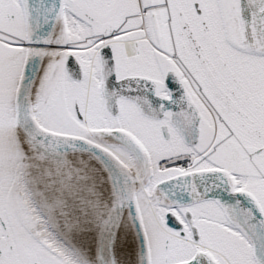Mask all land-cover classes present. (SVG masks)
I'll return each instance as SVG.
<instances>
[{"label":"snow or ice","instance_id":"1","mask_svg":"<svg viewBox=\"0 0 264 264\" xmlns=\"http://www.w3.org/2000/svg\"><path fill=\"white\" fill-rule=\"evenodd\" d=\"M0 264H264V0H0Z\"/></svg>","mask_w":264,"mask_h":264}]
</instances>
